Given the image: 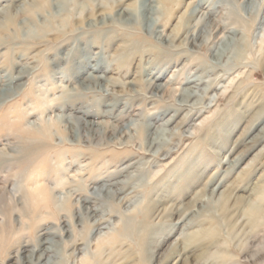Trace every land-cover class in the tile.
I'll use <instances>...</instances> for the list:
<instances>
[{
	"label": "rangeland",
	"instance_id": "374dc122",
	"mask_svg": "<svg viewBox=\"0 0 264 264\" xmlns=\"http://www.w3.org/2000/svg\"><path fill=\"white\" fill-rule=\"evenodd\" d=\"M48 1L0 0V12L12 6H26L27 10L23 16L15 17V12L10 11L6 18L0 17V29L8 26L6 32L0 31V88L9 85L8 76L24 69L30 73L19 84H10V88L19 89L0 100V264H28L37 239L52 231L56 234V229L69 232L54 239L60 243L57 255L43 257L54 264H133V253L139 258L135 264H177L179 243L187 233L188 222L179 221L180 208L164 220L148 219L144 208L148 197L168 206L173 200L188 205L209 179L216 183L208 189V195L222 179L232 182L243 171H251L246 178L252 183L264 176V73L262 77L255 76L263 71L259 63L264 58V16L255 31L249 33L252 7H244V0H182L171 22L158 29L163 42H157L155 32L133 38L139 32L125 28L116 15L119 10L136 14L145 2L165 14L168 8L161 0H50L46 5ZM32 2L46 7L30 10ZM195 9V16L188 22L185 18ZM213 11L214 15L208 17ZM231 15L239 20L230 27L231 31L240 25L244 29L238 28L240 32L220 69L210 73L216 49H222L228 40L227 32L220 29L230 24ZM160 18L163 17L156 16ZM178 25L179 34L175 30ZM202 26L205 30L199 35L206 45H183L186 37L196 36ZM88 42H92L90 52L81 56L88 65L76 67L72 60L78 57L73 49L80 46L83 50ZM94 65L100 69L97 76L109 81L102 82L101 87L81 88ZM203 73L210 77L205 82L216 77L223 80L204 83L196 91L203 96L208 86H216L202 105L194 106L200 101L197 98L189 107L179 108L180 95L189 87L185 82ZM151 81L162 84L161 92L150 95ZM106 106H113L114 116L124 115L118 123L120 130L89 142L80 119L82 112H90V119L103 126L102 132L117 125L113 116L99 115ZM190 110L199 112L198 116L183 123ZM157 115L163 116L156 120ZM168 120L172 125L163 127ZM143 125L154 126L150 134L157 127L168 128L182 134V140H175L170 154L153 163L148 156L137 155L143 153L140 146L148 138ZM128 126L131 129H123ZM70 128H74L73 136L81 140L79 143L73 142ZM253 139L256 143H252ZM132 140L138 142L131 144ZM105 142L112 144L101 146ZM42 145L50 148L41 149ZM32 146L40 154L33 156L31 152L36 147ZM4 149L11 150L9 158L2 156ZM15 157L19 163L10 166L7 162ZM235 159H239L238 165L232 174H227ZM190 162L191 168L196 167L194 174ZM185 179L189 187L183 184ZM117 183L136 190L107 196V186ZM86 198L102 201H96L85 215L81 208ZM124 198L132 200L121 205L119 199ZM217 206H209L215 217L219 216ZM94 210L97 216L91 213ZM102 217L108 222L99 229L94 227ZM7 218H12V226L6 223ZM222 230L228 241L218 244L217 251L225 252L229 259L218 264H264V252L257 253L264 247L262 242L249 247L254 255L241 257L237 251L245 237L240 232L235 238L233 233L229 236ZM129 250L132 253L127 254ZM191 263L198 264L192 259Z\"/></svg>",
	"mask_w": 264,
	"mask_h": 264
},
{
	"label": "bare ground",
	"instance_id": "6f19581e",
	"mask_svg": "<svg viewBox=\"0 0 264 264\" xmlns=\"http://www.w3.org/2000/svg\"><path fill=\"white\" fill-rule=\"evenodd\" d=\"M10 1H14V0H10ZM161 1L168 8L167 13H165V14H159L158 12H156L153 9L154 6L152 3H150V2L146 3L145 2V3H142L140 8H138L139 10L137 11L136 14H134L132 12L130 13L126 10H119L116 17H117L119 23L122 24L125 28L131 29L132 31L135 30V31L139 32L137 35H133V38H137V37L144 38V37L149 35L148 33L155 32L154 34H156L157 42H163V39H162L163 37L160 34L161 31H158V29L161 26L166 27L168 22L169 23L171 22V19L174 18V12L181 6L182 0H161ZM44 2H46V1H44ZM49 2H50V0L47 2L46 5H48ZM243 5H245L244 7H246V6L252 7L251 12L249 13V17L251 18V21L253 24L250 26V28L247 25V27L250 31L249 33H251L252 31H255V28L259 25V23L261 24V20H262L261 17L264 16V0H244ZM29 7H30V10L32 8L33 9L39 8L40 10H43L46 6H45V4H41L39 2H32L29 5ZM25 8H26V6H25ZM25 8L24 7L23 8L22 7L15 8L14 6L9 7V8H5L2 12H0V17L6 18L8 16V15H6V13H9L10 11L15 12L14 13L15 17L23 16L25 13H27V10ZM196 12H197L196 9L192 10L191 14L189 16H187L185 19L189 22L195 16ZM208 15H207L208 17H211L212 15H214V11L209 12ZM232 15L230 17V24H228V25L226 24L224 26H221L220 30L227 32L228 40L225 41L226 45H224V46L222 45L223 46L222 49H220V48L216 49L217 50L216 55H215L216 61H215V65L212 68L214 70L210 71V73L216 72L217 68L220 69L223 61H225V59L227 57V52L229 54V51H228L229 46L233 44L234 39L236 37V34H238V32H240V30L238 28L242 25L234 28V31H231V29H230L231 26H233L234 24H237V22L239 21L237 17H234ZM156 16H159V17L162 16L163 18H162V20H161V18L157 20ZM50 19L49 20L53 22L55 20V17L52 16V17H50ZM100 22L104 26L106 25V23H103L104 21H100ZM243 23H244V21H243ZM89 26L91 28L94 25H89ZM203 28H205V26H202L198 30V34H196V36L191 35L189 38L187 36L186 39L184 40L183 45L185 43L188 46L196 45V43H198V42H199L200 46L206 45V44H204L205 42H204V39L202 38L203 36L199 35L200 32H203V30H205ZM7 29H8V26L1 27L0 31L3 33V32H6ZM243 29H244V27L242 28V30ZM175 30H176V33L179 34V32H180L179 25H178V27H176ZM131 38H132V36H131ZM153 38H155V37H153ZM97 39H99V38H97ZM174 40H175V38H173L172 42H174ZM248 40H250V39H248ZM242 43H244V41ZM86 44H87V46L83 50L80 46H77L76 48L73 49L74 52H76L78 59L72 60L73 63L72 62L71 63L73 65H76V67L78 64H81V67H86L88 65V62H87L88 60L85 59V57H81V56L89 54L90 48L92 47V42H88ZM228 60H229V58H228ZM233 61H235V60H233ZM259 65H260V67H262L263 71L256 73V75H255L256 77H262V74L264 73V58L261 60ZM235 66H237V65H235ZM94 67H95L94 71L89 73L86 76V78H84L83 82L80 84L81 88H83V87L90 88L89 86L94 88L97 85H99V86L102 85V82H108L109 81L105 77H98L97 72H99L100 69H97V68L99 66L94 65ZM28 72H29L28 69H24L23 71H19L16 75H14V74H13V76L7 75L8 79L6 82H8L9 85L13 84V83L19 84V82H21L24 78H26L25 76L27 74H30ZM80 73H81L80 68H78L76 71V75L78 74L77 77H79ZM214 76H215V74H214ZM194 78L195 79H193V80H187L185 82V84H187L189 87L186 88V90H184V93L182 95H180L181 100L178 101L179 102V104H178L179 108L189 107V104L191 103V101L194 99H197V98H199L200 101H199V103L195 104L194 106L202 105L203 100H208V98H209L207 95L208 92L211 89H215L216 86H214L215 84H211L210 86H208V89L202 93L203 96H198L196 94V91L198 89H200V87L202 85H204V83L219 82V81L221 82L223 80V78H221V77H216L211 82H205L204 79L210 78L209 75L207 76L206 73L205 74L203 73L200 76L194 77ZM154 80L157 81L158 78L154 77ZM155 81H151V83H149L150 89L152 91V93H150V95H154L155 93L161 92V89H162L161 85L162 84L157 85V84H155L156 83ZM1 83L5 84V81L2 82V80H1ZM9 85L8 84L3 85V87L0 88V100L10 97V95L14 94L15 91H17V89H19V88L16 89V87H14V89H12L9 87ZM205 103H206V101H205ZM191 108L194 110L193 107H191ZM201 108H205V107L202 106ZM50 110L52 111L51 108H50ZM113 110H114L113 106H108V107L106 106V109L101 111V113L99 114L100 116H104L106 118H111L113 116V119L115 120V122L117 124L115 126L111 125V127H106V129L102 132L100 129H102L103 126L100 124L98 125V123H95L93 120L90 119L91 118L90 112H87V111H86V113L82 112L80 119H81V121H83L82 125L88 131L89 136L87 138L89 139V142H92V140H94V137H98V136L101 137V135L103 136L104 134H107L110 132L115 135L118 132V130H120L118 123H120L124 119V115H122V113H120L119 115L114 116ZM193 110H190V113L188 112V114H186L187 115V116H185L186 120H184L183 123L189 122L190 120L192 121L194 116H198L199 112L192 113ZM43 111H46V110H43ZM161 116H163V115H161ZM161 116L157 115V117L155 116V119L157 120ZM147 117H148V115H147ZM147 117H145V118H147ZM64 120H65V118H64ZM70 120H71V118L66 119L67 122H69ZM170 121L171 120H168V121H166L167 123L165 125H163V123L161 125H163V127H170L172 125ZM143 128H144L145 132L148 133L147 134L148 138L146 139V142H143L140 146L143 153L137 154V155H139V157L140 156H144V157L148 156L150 158V160H153V163L160 161V159L164 156H168L171 152L170 151L171 146H173L172 143L175 140L181 141L182 137H183L182 134H174L175 132L167 131L168 128L165 130H160V127L159 128L157 127V128H155L156 132H154L152 134H150V132L154 131L153 130L154 126L152 127V126L143 125L142 129ZM123 129L129 130V129H131V126H128L126 128H123ZM91 131H93L94 133H91ZM173 131H175V130H173ZM69 134L72 137L73 142L79 143L81 141L77 138H74V136H73L74 128H70ZM43 137H45V136H43ZM166 138H168V139H166ZM45 139H47V138H45ZM256 139L251 140V141H253L252 143H256L255 142ZM30 140H31V138H30ZM137 142L135 140H132L131 144H135ZM36 143H37V141H36ZM33 144H35V143L33 142ZM111 144H112L111 142H105L101 146L107 147V146H110ZM42 146L43 147H41V149L47 148V150H48L50 148V146H48V145H46V146L42 145ZM32 147H36V146H32ZM36 148L35 149L33 148L34 151L31 153H33L34 155L33 154H31V155L35 156L37 154H40L39 149L38 148L36 149ZM155 148L157 150L154 152ZM7 149H8V147H7ZM7 149H4L3 151H1L2 156H4L5 158L6 157L9 158L10 153H11V152H9L11 150L9 149V151H8ZM211 149H213V147ZM29 150H30V148H29ZM44 150H46V149H44ZM13 152L14 151H12V153ZM131 154H133V152ZM132 156L134 157V155H132ZM31 159H33V158H31ZM19 161H20L19 158L15 157V159H13V161L11 160V162L8 161L7 163L10 166H12L13 164L19 163ZM238 163H239V159L238 160L235 159L233 161V163H231L232 165H230L227 168L226 173L227 174L231 173L233 171L232 169L235 166H237ZM191 164H192V162H190V171L192 174H194V173H196V171H195L196 167L191 168V166H192ZM250 172L251 171H243L232 182L231 181L229 182V180L224 181V179H222L220 182H218L219 183L217 185L218 189H216L217 188L216 187L214 190L211 191L210 195L207 194V191H208V189L210 190V188H212L216 182H215V179L214 180L209 179V181L203 187V190H200V191L197 190V192L195 194H193L194 199L192 198L191 201H189L190 203L188 202L189 203L188 205L187 204L182 205L184 203L183 201H182L183 203L180 204V203H178V201L173 200L172 202H170L171 204H169V206H168V203H166V202L160 203L158 201L153 200V198L151 196H150V198L148 197V199L145 202V207H144L145 211H146L145 216L148 217V219L149 218L153 219V218L157 217V219L164 220L165 218L170 217L169 216L170 212L174 211L175 209L180 208L179 209L180 214L178 215L179 221H181L182 223H185V221L188 222V223H186V229H185V231L187 233L186 234L183 233V238L181 239V241L179 243L180 247H178L179 250L177 251V255H176L177 256V259H176L177 264H192L191 259L194 260V262L197 261L198 264L200 262H204L202 264H218L219 261H225V260L229 259L228 254H226L225 252L219 253V251H217V248L219 249V247H217L218 244H220L221 242L226 243V241H228L225 238H223L222 228H224V231H226V234H228L229 236H230V234L233 233V236L236 238L241 232L242 237L243 236L245 237L244 240L239 244L240 246H239L238 251H237L238 254L241 255V257L246 256V255H248V256L254 255V251L251 250L249 247L253 246V244L255 242L259 241L260 243L262 242L261 244H264V176H262V175L259 176L255 180V182L252 183V181H250L248 178H246L247 174H249ZM118 184L119 183L115 184L114 186L113 185H110L109 187L107 186V189L105 191L107 196H114V197L116 195L122 196V195H125L127 192L132 193V192H135V190H136L133 187H128V185H126V184H123L121 186ZM183 184L186 185L187 187H189V185H191V184H189V180H187V179L184 180ZM92 185H95V184H92ZM115 188H117L116 191H112V189H115ZM220 189L222 190L221 192H219ZM82 195H81V197H82ZM42 196H43V194H42ZM216 197H218V200L215 202L214 199H216ZM158 199H160V198H158ZM165 199H167V198H165ZM119 200L121 201L120 204L123 205L124 203L125 204L130 203L132 199L124 198V199H119ZM82 201H83V206L81 209L83 211V214L86 215V213H88V211H90L92 205H94L96 203V201L101 202L102 200L98 199V200H95L93 202L90 199L86 198L85 200H82ZM213 203L218 204V206H217V208H219V210H218L219 216L218 217L217 216L215 217L213 214L210 213L209 206L212 205ZM193 207L194 208L197 207L198 210H194ZM78 208H79V206H78ZM161 208H162V210H159ZM39 209H40V207H39ZM36 211H38V210H36ZM194 211L197 214H194ZM91 213L94 214V216H97L98 211L94 210ZM241 220H243L242 223H240ZM6 221H7L6 223L8 225H9V223H11V226H12V224H13L12 218L11 219L7 218ZM193 221L195 222V224L197 223V225H195V227L193 226V224H194ZM107 222L108 221L102 217L98 221V223H96L93 226L99 229L101 226H103ZM220 222H221L222 227L220 226ZM11 226H9L10 229H11ZM56 230H57L56 234H52V232H53L52 231L51 234H49L50 232L47 233L45 235L46 237H44L42 239L41 238L37 239V242H38L37 247L35 248L34 251H32V253H30L31 257L27 261L28 264H43V263L54 264L50 261V259L46 260V259H43V257L46 256L47 258H49L50 255H57L58 254L57 253L58 247H60V243L56 242L54 239H56V237H62L65 232H69L68 230L66 231L65 229L64 230L56 229ZM259 234H263V237L262 236L259 237ZM74 248L76 250H78V246L76 244H74ZM130 252L131 251L129 250L127 252V254ZM259 252H264V247L262 249H260L257 253H259ZM131 257H134V261H132L133 264H135L136 261H139V258L136 255V253H133V255ZM44 261H46V262H44Z\"/></svg>",
	"mask_w": 264,
	"mask_h": 264
}]
</instances>
